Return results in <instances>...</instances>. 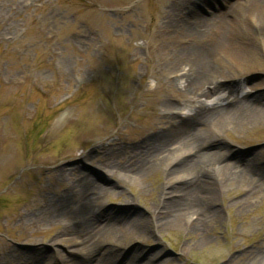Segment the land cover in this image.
<instances>
[{"label":"rangeland","instance_id":"374dc122","mask_svg":"<svg viewBox=\"0 0 264 264\" xmlns=\"http://www.w3.org/2000/svg\"><path fill=\"white\" fill-rule=\"evenodd\" d=\"M193 2L0 0V264H27L24 256L33 247L70 254L74 247L68 243L49 242L69 224L55 212L74 171L111 188L100 196L103 211L130 212L123 223L127 246L112 264H124L135 245L143 260L158 252L147 264H264V192L242 201L248 182L235 178L211 200L195 199L199 208L217 214L203 234L163 227L149 237L146 223L136 219L159 212L162 165L118 186L93 164L103 143V156L115 163L134 159L146 138L167 127L161 103H182L180 113L188 112L170 84L184 65L167 56L180 38L164 25L165 17L183 4L200 16H208L211 6L219 13L226 8L222 0ZM240 38L252 49L249 68L210 85L231 98L242 89L248 95L264 91V36L251 27ZM217 135L211 150L222 143L229 160L252 152L264 156V122L226 124ZM76 181V190L90 193L82 179ZM36 202L38 212L29 214L26 206ZM71 209L64 207L57 217Z\"/></svg>","mask_w":264,"mask_h":264},{"label":"bare ground","instance_id":"6f19581e","mask_svg":"<svg viewBox=\"0 0 264 264\" xmlns=\"http://www.w3.org/2000/svg\"><path fill=\"white\" fill-rule=\"evenodd\" d=\"M192 1L194 5L202 6H209L210 1L211 5L215 3V0ZM244 1L242 5L238 0L232 3L222 0L226 6L225 11L219 13L216 6H211L208 16L198 15L197 10L192 6L186 8L185 4L181 5L180 12L171 10L166 15L164 25L172 28L180 38L178 42H174V48L168 50L167 56L169 60H179L184 65L181 77H174L170 84L177 96L185 98L187 103L183 104L188 112L180 113L182 103H161V124L167 127L146 138L138 146V155L134 159L124 161L123 164L120 161L115 163L109 158L111 155L103 156L104 152H108L104 143L101 144L104 147L102 156L94 159L93 164L102 171L100 174L104 179H114L112 181L115 185L125 177L141 179L146 173L162 165L165 183L161 200L157 204L159 212L153 211L148 220L136 219L137 224L146 223L145 233L149 237L163 227L182 228L195 234H203L211 221L217 220V214L199 208L195 199L211 200L232 179L239 178L250 186L242 201L264 192V156L260 152L229 160L228 148L222 143L217 142L214 146L217 149L211 150V142L217 140L218 131L223 125L264 122V91L248 95L242 89L231 98L214 87L210 88L218 79L226 77L225 74L249 68L252 49L239 36L248 33L251 27L264 36V0ZM245 22H250V27ZM83 157L87 158L88 155L83 154ZM41 163L45 165L47 161L43 160ZM78 179L86 183L90 189L89 194L85 190H76L75 183ZM67 184V195L61 197V204L58 206L61 210H56L62 212L64 207L73 209L62 214V218L57 217L59 212H55V217L58 220L64 219L69 224L57 232L49 245L54 247L65 242L74 248L69 249L70 254L64 257L57 249L54 252H58V255H48L33 247L24 256L25 263H114L120 256L119 249L127 246L123 223L126 219L124 217L130 212L114 216L108 210L103 211L100 196L108 193L111 188L99 185L87 175L74 171ZM242 201L234 202L240 204ZM38 204L36 202L26 206L29 214L38 212ZM46 209H49L48 206ZM96 211L98 215L93 217ZM24 217L22 216L21 221ZM136 250L135 245L134 252L122 258L124 264H147L159 258L157 252L143 260Z\"/></svg>","mask_w":264,"mask_h":264}]
</instances>
